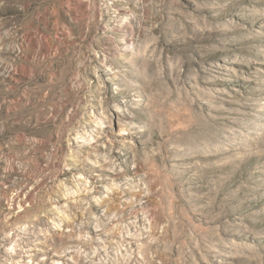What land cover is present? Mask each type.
<instances>
[{
	"label": "rangeland",
	"instance_id": "374dc122",
	"mask_svg": "<svg viewBox=\"0 0 264 264\" xmlns=\"http://www.w3.org/2000/svg\"><path fill=\"white\" fill-rule=\"evenodd\" d=\"M0 264H264V0H0Z\"/></svg>",
	"mask_w": 264,
	"mask_h": 264
}]
</instances>
